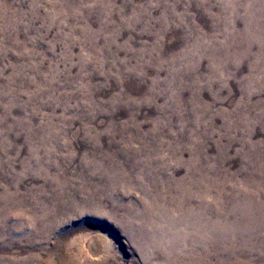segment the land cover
<instances>
[{"label": "rangeland", "instance_id": "obj_1", "mask_svg": "<svg viewBox=\"0 0 264 264\" xmlns=\"http://www.w3.org/2000/svg\"><path fill=\"white\" fill-rule=\"evenodd\" d=\"M126 147L191 204L158 199L143 238L107 199L45 223L32 199L51 209L86 163L125 176ZM263 188L264 0H0V264L78 260L93 236L107 258L77 264H264Z\"/></svg>", "mask_w": 264, "mask_h": 264}, {"label": "bare ground", "instance_id": "obj_2", "mask_svg": "<svg viewBox=\"0 0 264 264\" xmlns=\"http://www.w3.org/2000/svg\"><path fill=\"white\" fill-rule=\"evenodd\" d=\"M200 53V52H199ZM202 53V52H201ZM201 55V54H200ZM207 57V56H206ZM216 57V56H215ZM222 59V58H221ZM194 64V63H193ZM214 64V63H212ZM211 64V67H212ZM220 65V64H219ZM210 66V65H209ZM212 71V70H211ZM195 88H197L196 86H194ZM128 146V145H127ZM134 151V150H133ZM148 154H145L143 156H138L136 155V152H131V150L129 149V147L124 148L123 153L121 154L122 157L124 156L125 160L127 163H129V166H131V168H129V171L127 172L126 170H122L121 172H126V175L119 178L117 175H106L104 174V172L99 173V177L97 182L93 183V180H95L93 177H96L97 171L93 166H90L89 163H86L89 165L88 168H86V166L84 165V169L86 168L85 172L87 173L86 176H79L78 178V182L77 185H71L68 184V181L66 179L67 182L61 183V190L63 191V194L58 195L59 196V201L55 200L52 201L51 204V209H45L43 206H45V201L42 199H32V204L33 205H38L43 211L41 212L47 221L45 222L43 220V222H45L46 224L48 223V216L51 215L52 213L57 214L56 212H64V211H68L69 209H74L76 207H78V210H85L84 208H87L89 210H93L94 207H96L97 205H99V201L101 199H107L110 201L111 205L114 207H120L124 210L127 211L126 216L124 218H120L124 219V221L126 222L125 224L127 225H132V227L134 226L133 223H138L140 224L139 228V235L140 238H143V234H144V230L142 228V225L144 223V221H146V218L148 217H153L156 213L150 211L152 210V208H155L154 206H156L157 200L158 199H163L164 203L158 204L157 208H163L166 207L167 205H170L172 202H174V197L176 198V203L179 204V206L182 209L187 208V206H189V204H191L192 201V197H191V189L189 190H185L184 188H179L177 187V185H181V179L180 180H176L173 178H162V175L166 174V171H168V165L165 164V162H160V161H156V166L158 168H161L164 170L163 173H159L157 172L156 175L151 167L150 164V160L152 159V155L155 154V150L152 151V153H149V151L147 152ZM113 157H115V159H117L118 156L117 154H112ZM120 155V154H119ZM158 155V154H157ZM111 156V155H110ZM160 157V156H159ZM167 158V157H166ZM108 159V158H107ZM140 160L143 161V163L145 165H139L136 164V162H139ZM177 160V159H176ZM181 160V159H180ZM36 161V159H35ZM178 163H180V161L178 160ZM58 164V163H57ZM55 165V164H54ZM46 166V165H45ZM83 168H81V170H84ZM134 170H146V175L144 177H139L137 183L138 184H133L132 180L130 178L129 173H132ZM113 172H117L115 169H112ZM132 171V172H131ZM196 171V170H195ZM169 172V171H168ZM84 173V174H86ZM82 174V173H81ZM162 174V175H161ZM194 174V173H193ZM173 176V175H172ZM80 177H84V179L80 178ZM162 178V179H160ZM184 180V179H182ZM191 181V180H190ZM196 181V180H195ZM180 182V184H179ZM194 182V181H193ZM67 183V186H64ZM91 184V185H88ZM93 183V184H92ZM204 183V182H203ZM226 183V182H225ZM228 184V183H227ZM184 185V184H183ZM192 185V184H191ZM187 186V185H186ZM199 186V185H198ZM226 186V185H225ZM217 187V186H216ZM264 189V188H263ZM53 190L56 191V188H54ZM130 190H136V193H139L140 196L142 197V199H140V201L135 200V201H130V202H126L124 203V199L122 198V194H127V192H129ZM178 190L180 191L179 196H177L178 194ZM204 190V189H203ZM207 190V189H206ZM214 190V189H213ZM212 190V191H213ZM210 191V189H209ZM225 191V190H224ZM49 192V191H48ZM130 193V192H129ZM206 193V191H205ZM59 194V193H57ZM202 194V193H201ZM50 195V194H49ZM139 196V197H140ZM195 196V195H194ZM220 196V195H219ZM54 197V196H53ZM173 197V198H172ZM200 197V196H199ZM207 197V196H205ZM50 198V197H49ZM52 198V197H51ZM194 198V197H193ZM204 198V197H203ZM72 199H75L72 202ZM49 201V200H48ZM47 201V202H48ZM197 202V201H196ZM201 202V201H199ZM81 203H83L84 208H82ZM143 203V205H141ZM44 204V205H43ZM140 205L142 206V208L140 207ZM175 205V203H174ZM201 205V204H200ZM101 206V205H100ZM80 208V209H79ZM175 208V207H174ZM179 209V208H178ZM76 209H74L75 211ZM99 210V209H98ZM97 210V212H98ZM158 210V209H157ZM168 210V208H167ZM70 211V210H69ZM95 211V210H94ZM101 211V210H100ZM99 211V212H100ZM160 211V210H159ZM165 211V210H164ZM172 211V209H171ZM71 212V211H70ZM69 212V213H70ZM73 212V211H72ZM80 212V211H79ZM89 212V211H88ZM91 212V211H90ZM87 213V212H85ZM172 213V212H171ZM177 213V212H176ZM80 214V213H79ZM84 214V213H82ZM102 214V213H101ZM163 214V213H160ZM173 214V213H172ZM64 215V214H63ZM169 214H167L168 216ZM62 216V215H61ZM161 217V216H160ZM164 217V216H163ZM185 217V216H184ZM57 218V217H56ZM55 218V219H56ZM154 218V217H153ZM156 218V217H155ZM159 218V216L157 217ZM162 218V217H161ZM150 219V218H149ZM152 219V218H151ZM166 219V218H164ZM120 220V219H119ZM118 220V221H119ZM158 220V219H157ZM170 220V219H169ZM57 221V220H56ZM60 221V220H59ZM123 221V222H124ZM42 222V221H41ZM58 222V221H57ZM122 222V221H121ZM147 222V221H146ZM164 222V221H163ZM169 222V221H168ZM156 223V222H155ZM165 223V222H164ZM35 224V223H34ZM38 224V223H37ZM40 224V223H39ZM148 224V223H147ZM154 224V223H153ZM137 225V224H136ZM166 225H168L166 223ZM158 226V225H157ZM159 227V226H158ZM172 228V226H171ZM185 228V227H184ZM186 229V228H185ZM148 230V229H147ZM154 230V229H153ZM161 230V229H160ZM189 230V229H188ZM133 231V230H132ZM149 231V230H148ZM182 231V230H181ZM198 231V230H197ZM203 231V230H202ZM47 232V231H46ZM164 232V231H163ZM167 232V231H166ZM165 232V233H166ZM190 232V231H189ZM133 233V232H132ZM131 234V233H130ZM148 234V233H147ZM153 234V233H152ZM169 234V233H168ZM171 234V233H170ZM181 234V233H180ZM199 234V233H198ZM133 235V234H132ZM157 235V234H156ZM184 235V234H183ZM166 236V235H165ZM168 236V235H167ZM176 237V236H175ZM187 237V236H186ZM185 237V238H186ZM190 237V236H189ZM204 237V236H203ZM136 237H134L135 239ZM157 238V237H156ZM166 238V237H165ZM171 238V237H170ZM194 238V237H193ZM147 239V238H146ZM161 239V238H160ZM151 240V239H150ZM154 240V239H152ZM156 240V239H155ZM158 240V239H157ZM177 240V239H176ZM182 240V239H181ZM179 241V239H178ZM177 241V242H178ZM184 241V240H183ZM198 241V239H197ZM189 242V241H188ZM209 242V241H208ZM141 243V242H140ZM142 243H145V241H143ZM160 243V241H159ZM180 243V242H179ZM195 243V242H194ZM139 244V243H138ZM146 244V243H145ZM172 244V243H171ZM184 244V243H183ZM190 244V243H189ZM140 245V244H139ZM144 245V244H143ZM168 245V243H167ZM211 245V244H210ZM263 245V244H262ZM149 246V245H148ZM166 246V245H165ZM176 246V245H175ZM259 246V245H258ZM163 247V246H162ZM172 247V246H171ZM202 247V246H201ZM212 247V246H210ZM209 247V248H210ZM70 248V247H69ZM140 248V247H139ZM143 248V247H142ZM148 248V247H147ZM158 248L157 244L154 243L153 241H151V244L149 246V254L150 255H154L155 252L157 251L156 249ZM204 248V246H203ZM218 248V247H217ZM85 250H79L78 255L80 256L78 258V260L76 259V253L75 251L71 250V249H67L66 252L64 253L63 256L66 257L62 258L59 260L58 264H77V261H85L84 255L94 259V260H104L107 258V248L105 247V244L103 241H101L99 238H97V236H93V237H89L86 242H85ZM161 249V248H159ZM193 249V248H192ZM206 249V248H205ZM212 249V248H210ZM138 250V249H137ZM156 250V251H155ZM166 250V249H165ZM179 250V249H178ZM187 250V249H186ZM185 249H183L182 252L180 253H184L186 252ZM84 251V253H83ZM144 251V250H143ZM162 251V250H160ZM188 251V250H187ZM192 251V250H191ZM217 251V250H216ZM195 252V251H194ZM214 252V251H213ZM165 264H186L187 260L186 258L184 260L179 259L178 254H172V258L171 255L168 252H165ZM188 253V252H187ZM196 253V252H195ZM198 254V253H197ZM61 255V254H60ZM145 255V254H144ZM142 255V256H144ZM192 255V254H191ZM194 255V254H193ZM160 256V255H159ZM187 256V255H186ZM195 256V255H194ZM192 256V257H194ZM223 256V255H222ZM221 256V257H222ZM163 257V256H161ZM181 257V256H180ZM199 257V256H197ZM155 258V257H154ZM162 259V258H161ZM193 259V258H192ZM224 259V258H223ZM148 260V259H147ZM194 260V259H193ZM208 260V259H207ZM215 260V259H214ZM31 261V260H30ZM29 261V262H30ZM176 261V262H175ZM203 262V260H202ZM206 262V261H205ZM211 262V261H210ZM220 262V261H219ZM217 262V263H219ZM39 263V262H38ZM152 263V262H151ZM216 263V262H215ZM25 264H29L27 262H25ZM33 264V263H31ZM36 264V263H35ZM57 264V263H55ZM189 264V263H188Z\"/></svg>", "mask_w": 264, "mask_h": 264}]
</instances>
